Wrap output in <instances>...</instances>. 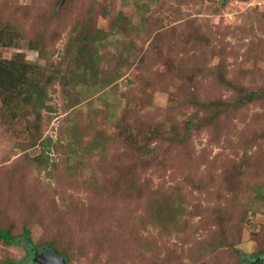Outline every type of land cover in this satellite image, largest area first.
<instances>
[{
	"label": "rangeland",
	"instance_id": "1",
	"mask_svg": "<svg viewBox=\"0 0 264 264\" xmlns=\"http://www.w3.org/2000/svg\"><path fill=\"white\" fill-rule=\"evenodd\" d=\"M0 264L264 261V0H0Z\"/></svg>",
	"mask_w": 264,
	"mask_h": 264
},
{
	"label": "water",
	"instance_id": "2",
	"mask_svg": "<svg viewBox=\"0 0 264 264\" xmlns=\"http://www.w3.org/2000/svg\"><path fill=\"white\" fill-rule=\"evenodd\" d=\"M32 260L33 263L37 264H66L65 258L55 255L54 252L49 249L42 252L36 250Z\"/></svg>",
	"mask_w": 264,
	"mask_h": 264
},
{
	"label": "trees",
	"instance_id": "3",
	"mask_svg": "<svg viewBox=\"0 0 264 264\" xmlns=\"http://www.w3.org/2000/svg\"><path fill=\"white\" fill-rule=\"evenodd\" d=\"M0 238L9 245H13L16 243V239L14 235L9 230L3 229L1 227H0Z\"/></svg>",
	"mask_w": 264,
	"mask_h": 264
},
{
	"label": "flooded vegetation",
	"instance_id": "4",
	"mask_svg": "<svg viewBox=\"0 0 264 264\" xmlns=\"http://www.w3.org/2000/svg\"><path fill=\"white\" fill-rule=\"evenodd\" d=\"M32 249H33V248H30V249H29V250H30V251H29V255H30L31 258L33 257V255H34V253H35L36 250H39L40 252L44 251L43 249H37V248L35 249V248H34V252H33ZM251 264H264V261L261 260V259H260V260L258 259V260H256V261H253Z\"/></svg>",
	"mask_w": 264,
	"mask_h": 264
}]
</instances>
